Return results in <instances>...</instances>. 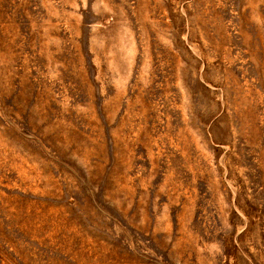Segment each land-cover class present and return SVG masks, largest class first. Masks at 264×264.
<instances>
[{"label": "rangeland", "instance_id": "1", "mask_svg": "<svg viewBox=\"0 0 264 264\" xmlns=\"http://www.w3.org/2000/svg\"><path fill=\"white\" fill-rule=\"evenodd\" d=\"M0 264H264V0H0Z\"/></svg>", "mask_w": 264, "mask_h": 264}]
</instances>
